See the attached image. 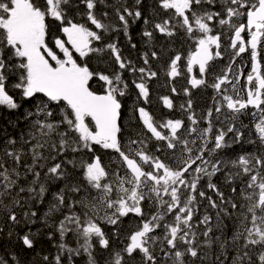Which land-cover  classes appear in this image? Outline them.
Instances as JSON below:
<instances>
[{
  "label": "snow or ice",
  "instance_id": "1",
  "mask_svg": "<svg viewBox=\"0 0 264 264\" xmlns=\"http://www.w3.org/2000/svg\"><path fill=\"white\" fill-rule=\"evenodd\" d=\"M151 7L147 16L145 0H0V234L20 217L41 220L57 237L41 264H264V0ZM160 38L193 46L163 65L168 81L190 85L179 106L187 123L148 107L168 47ZM202 86L213 106L197 115L191 89ZM159 100L174 110L170 96ZM18 240L35 249L32 234ZM0 264L22 262L4 252Z\"/></svg>",
  "mask_w": 264,
  "mask_h": 264
},
{
  "label": "trees",
  "instance_id": "2",
  "mask_svg": "<svg viewBox=\"0 0 264 264\" xmlns=\"http://www.w3.org/2000/svg\"><path fill=\"white\" fill-rule=\"evenodd\" d=\"M145 3L148 5V10L146 11L145 14L147 16H152L151 6L154 3V0H145ZM143 27L144 25L142 23L133 25V29L139 28L140 30H142ZM134 39L138 43V47L140 51L143 52L145 46L141 42L140 31H134ZM165 45H168V41L164 38H160L157 43V48L164 47ZM122 46L124 49V55L126 56L130 55L131 58L135 60L137 57L136 50L129 49L126 46V41L124 42ZM186 50L188 51L187 53H186ZM192 50H193V46L190 41L189 42H184L183 40L173 41L170 45H168L166 49V54L162 56L160 63L157 65L160 69V75L157 80H154L151 83V87H152V97L151 98H153V95L155 94V105L151 104L148 106L151 108V110L155 113L157 117H160L161 115H163L165 118L182 119L185 121V123H187L186 113H184L179 107L180 104L185 103V101H183L184 95H183L182 90L177 89V92L179 94L173 95L170 90L171 87L168 86L169 84L171 86H174L179 77L175 81H168L167 77L162 72V68L164 65V61L168 59L169 55H172L175 52H179L182 55V57L185 58L186 60V57L189 55V53ZM227 57H228V52H225V61L227 60ZM225 61L217 59L213 63L220 66V65H224ZM93 64L95 66V62H93ZM196 72L197 70H195V75H196ZM202 87L195 88L192 90L197 92V91H200ZM165 95L170 96L173 99L175 107H174V110L171 112L165 109L162 105V102L159 100V97L165 96ZM212 95H213V90L211 89V95H201L200 94L198 96V97H201L200 98L201 105L200 107H196L195 104L193 106L197 115H203L207 108L213 106V101L211 99ZM131 103H132V100L129 99L128 101L129 109L131 108ZM0 112H5V110L0 109ZM130 115H131L130 111L125 114L124 123L126 125H131L134 123V121L130 119ZM4 118H7L6 113H5ZM2 123H3V120L0 119V124ZM108 155L109 154L104 155V161L106 163L108 162ZM53 188H55V185L53 186ZM221 189L225 191L226 195L229 194L227 190V185L225 186L221 185ZM38 207L40 208L38 215L42 218L44 215V212L47 211V207L46 205H39ZM209 212H212V210L209 209ZM20 219H21V222L19 224L5 226V232L3 234H0V254H3L4 252L15 253L18 255L22 264H41L43 256L45 255H48L49 257L55 256L57 250L54 245L56 243L57 237L54 236L52 240H49L48 235H47L48 232L51 231V229L44 227L41 220H37L36 223H25L23 217H20ZM0 226H3L2 218H0ZM129 226L131 225L129 224ZM105 227L107 230L108 226H105ZM9 228L11 229L13 233L11 238L7 236V232L9 231ZM24 234H32L34 236V239L36 240V245H35L34 250H28L22 247V244L19 242L18 237ZM66 239H67V242L70 243L73 247L76 246V241L74 237L69 236ZM116 243L118 244L119 241H117ZM76 259L78 261V264H84L85 258L77 257ZM101 264H103L102 260H101Z\"/></svg>",
  "mask_w": 264,
  "mask_h": 264
},
{
  "label": "bare ground",
  "instance_id": "3",
  "mask_svg": "<svg viewBox=\"0 0 264 264\" xmlns=\"http://www.w3.org/2000/svg\"><path fill=\"white\" fill-rule=\"evenodd\" d=\"M188 50V49H187ZM186 50V53L188 52ZM243 57H248V54L245 53L244 55H242ZM220 66H223V65H220ZM162 72L164 73L163 71V68H162ZM169 87H172L170 84L168 85ZM177 89H181L183 90L184 88L186 87H190L186 81V78L185 77H179L174 85ZM211 95V88H205V87H202L200 91H197L195 92L194 90L191 89V99L193 101V106L195 104L196 107H200L201 105V102H200V98L201 97H198L199 95ZM187 99H189V97L185 96L184 95V98H183V101H186ZM152 104L155 105V94L153 95V98H152ZM242 119H244L245 123L248 122L249 118L248 117H242ZM237 151H239L237 149ZM215 179V182H217L218 184L221 185H224L225 184L223 183V178L220 177V178H214Z\"/></svg>",
  "mask_w": 264,
  "mask_h": 264
},
{
  "label": "rangeland",
  "instance_id": "4",
  "mask_svg": "<svg viewBox=\"0 0 264 264\" xmlns=\"http://www.w3.org/2000/svg\"><path fill=\"white\" fill-rule=\"evenodd\" d=\"M237 63L238 64H241L243 66V70L245 72V69L248 67V61L246 58L244 57H241V58H237ZM242 83H243V79H242Z\"/></svg>",
  "mask_w": 264,
  "mask_h": 264
},
{
  "label": "flooded vegetation",
  "instance_id": "5",
  "mask_svg": "<svg viewBox=\"0 0 264 264\" xmlns=\"http://www.w3.org/2000/svg\"><path fill=\"white\" fill-rule=\"evenodd\" d=\"M248 72H250V71H248ZM248 72H245V74H247Z\"/></svg>",
  "mask_w": 264,
  "mask_h": 264
},
{
  "label": "water",
  "instance_id": "6",
  "mask_svg": "<svg viewBox=\"0 0 264 264\" xmlns=\"http://www.w3.org/2000/svg\"><path fill=\"white\" fill-rule=\"evenodd\" d=\"M244 55V54H243Z\"/></svg>",
  "mask_w": 264,
  "mask_h": 264
}]
</instances>
